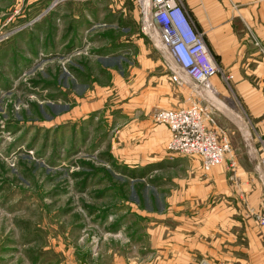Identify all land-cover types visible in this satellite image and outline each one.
<instances>
[{
  "label": "rangeland",
  "instance_id": "obj_1",
  "mask_svg": "<svg viewBox=\"0 0 264 264\" xmlns=\"http://www.w3.org/2000/svg\"><path fill=\"white\" fill-rule=\"evenodd\" d=\"M144 13L138 0H0V264H217L194 253L206 232L169 211L167 168L198 159L150 143L156 115L208 105L233 173L264 154L229 78L222 96L219 74L197 89Z\"/></svg>",
  "mask_w": 264,
  "mask_h": 264
},
{
  "label": "crops",
  "instance_id": "obj_2",
  "mask_svg": "<svg viewBox=\"0 0 264 264\" xmlns=\"http://www.w3.org/2000/svg\"><path fill=\"white\" fill-rule=\"evenodd\" d=\"M182 5L217 63V75L221 76H217L218 94H227L220 80L226 83L229 78L230 92L249 118L246 127L242 121L237 125L253 159L261 152L263 157L264 0H183ZM168 138L165 126H153L150 131L149 141L155 147ZM253 138L260 142L256 153ZM260 160L234 173L225 165L205 173L199 160L186 163L182 169L175 170L177 164L167 168L161 189L169 211L181 217L180 223L192 225L188 231L197 239L206 232L207 251L195 254L217 256V264H264V234L254 221L255 213L264 209V167Z\"/></svg>",
  "mask_w": 264,
  "mask_h": 264
},
{
  "label": "built area",
  "instance_id": "obj_3",
  "mask_svg": "<svg viewBox=\"0 0 264 264\" xmlns=\"http://www.w3.org/2000/svg\"><path fill=\"white\" fill-rule=\"evenodd\" d=\"M143 1L138 0L144 11ZM146 15L145 12V18ZM148 18L175 65L197 89L212 91L211 80L218 73L217 64L203 34L194 29L183 5L176 0H150ZM172 78L176 84L184 83L177 73ZM155 122L169 130L167 151L197 158L205 172L222 165L231 154L229 140L215 131L216 124L208 105L191 101L184 108L160 110ZM257 221L264 232V217H258Z\"/></svg>",
  "mask_w": 264,
  "mask_h": 264
},
{
  "label": "bare ground",
  "instance_id": "obj_4",
  "mask_svg": "<svg viewBox=\"0 0 264 264\" xmlns=\"http://www.w3.org/2000/svg\"><path fill=\"white\" fill-rule=\"evenodd\" d=\"M149 1L150 0H144L143 4H144V12L147 13L146 18H145V26H147L148 28H151V24L148 18V13H149ZM152 29V28H151Z\"/></svg>",
  "mask_w": 264,
  "mask_h": 264
}]
</instances>
